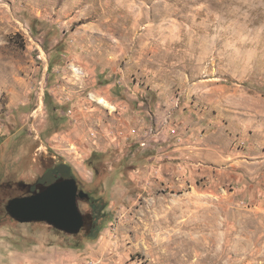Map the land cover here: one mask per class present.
I'll list each match as a JSON object with an SVG mask.
<instances>
[{
	"label": "rangeland",
	"instance_id": "1",
	"mask_svg": "<svg viewBox=\"0 0 264 264\" xmlns=\"http://www.w3.org/2000/svg\"><path fill=\"white\" fill-rule=\"evenodd\" d=\"M0 264H264V0H0Z\"/></svg>",
	"mask_w": 264,
	"mask_h": 264
},
{
	"label": "water",
	"instance_id": "2",
	"mask_svg": "<svg viewBox=\"0 0 264 264\" xmlns=\"http://www.w3.org/2000/svg\"><path fill=\"white\" fill-rule=\"evenodd\" d=\"M56 175L62 177L56 180ZM41 185L43 188H38ZM29 194L10 198L5 209L18 222H45L68 234H77L84 225L78 207V199L88 196L78 190L76 180L71 177V167L59 163L48 168L29 187Z\"/></svg>",
	"mask_w": 264,
	"mask_h": 264
},
{
	"label": "flooded vegetation",
	"instance_id": "3",
	"mask_svg": "<svg viewBox=\"0 0 264 264\" xmlns=\"http://www.w3.org/2000/svg\"><path fill=\"white\" fill-rule=\"evenodd\" d=\"M71 177H73V175H72V169H71ZM60 179H62V177H60L59 175H56V180H60ZM41 187L43 188V186H41ZM78 190H83V189H80L79 188V185H78ZM88 196H89V194H88ZM88 196L86 198H88Z\"/></svg>",
	"mask_w": 264,
	"mask_h": 264
},
{
	"label": "trees",
	"instance_id": "4",
	"mask_svg": "<svg viewBox=\"0 0 264 264\" xmlns=\"http://www.w3.org/2000/svg\"><path fill=\"white\" fill-rule=\"evenodd\" d=\"M52 68V60L50 59V63H49V69Z\"/></svg>",
	"mask_w": 264,
	"mask_h": 264
},
{
	"label": "bare ground",
	"instance_id": "5",
	"mask_svg": "<svg viewBox=\"0 0 264 264\" xmlns=\"http://www.w3.org/2000/svg\"><path fill=\"white\" fill-rule=\"evenodd\" d=\"M99 101H102V102H103V100H102V99H100Z\"/></svg>",
	"mask_w": 264,
	"mask_h": 264
}]
</instances>
